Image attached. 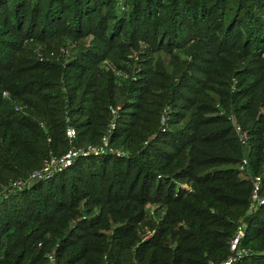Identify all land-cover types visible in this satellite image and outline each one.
Instances as JSON below:
<instances>
[{"label": "trees", "instance_id": "trees-1", "mask_svg": "<svg viewBox=\"0 0 264 264\" xmlns=\"http://www.w3.org/2000/svg\"><path fill=\"white\" fill-rule=\"evenodd\" d=\"M68 126L128 155L14 188ZM256 175L264 197V0H0V264H211L240 225L235 264H264Z\"/></svg>", "mask_w": 264, "mask_h": 264}, {"label": "built area", "instance_id": "built-area-1", "mask_svg": "<svg viewBox=\"0 0 264 264\" xmlns=\"http://www.w3.org/2000/svg\"><path fill=\"white\" fill-rule=\"evenodd\" d=\"M121 110V105L116 106H110V111L114 115V117L119 116V112ZM69 120V119H67ZM234 128L236 133L238 134L239 140L246 144L248 132L242 128V126L236 122V120L233 121ZM116 127L115 118L110 123L109 126V133ZM66 135L70 142V147L68 150L60 157L56 155H51L49 158H47L44 162V165L41 169L36 170L31 174L29 178L26 180H19L13 183L14 188H22L26 185H29L32 183L35 179H47L51 176H53L58 171H62L63 169L70 167L75 160L80 156H89L91 154L95 156L100 155H108L113 154L119 157H124L128 155L126 150L122 148H118L111 144L110 137L106 134L102 138V141L99 145H89L87 147H79L74 144V141L76 139V130L73 126H68L66 129ZM248 158L244 157L242 162L239 165L240 170H246L248 165ZM262 175H256L253 177V183H254V189L252 194V203L250 205V210H253L256 204L263 205L264 204V197L260 195V189L262 184ZM0 201H1V193H0ZM154 233L153 230H150L147 228L146 233L144 235L145 238L150 237ZM245 235L244 226L240 225L238 227V230L235 234V236L231 240L230 249L231 252L229 256L220 261V262H212L211 264H235L236 261L243 258L244 256L248 255L251 252V249L242 246L241 241L242 238ZM50 259L53 260V256H50Z\"/></svg>", "mask_w": 264, "mask_h": 264}]
</instances>
